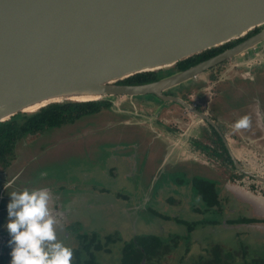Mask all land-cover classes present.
<instances>
[{"label": "water", "instance_id": "1", "mask_svg": "<svg viewBox=\"0 0 264 264\" xmlns=\"http://www.w3.org/2000/svg\"><path fill=\"white\" fill-rule=\"evenodd\" d=\"M263 25L264 0H0V121L52 102L118 94L155 93L198 112L161 91L255 47L264 27L152 83L118 81L173 67Z\"/></svg>", "mask_w": 264, "mask_h": 264}, {"label": "flooded vegetation", "instance_id": "2", "mask_svg": "<svg viewBox=\"0 0 264 264\" xmlns=\"http://www.w3.org/2000/svg\"><path fill=\"white\" fill-rule=\"evenodd\" d=\"M263 27L264 25L258 28L260 30ZM230 47H227L224 50ZM224 50L220 52H223ZM249 51L250 49L240 54H246ZM236 56L226 58L225 60L217 63L216 65L208 68L203 72L209 71L212 79H214L218 76V69L220 68V66L223 63L232 60ZM259 68L262 67H254V69H252V72L255 75V78L259 79L257 80L258 83H264V81L260 79V74H262L263 69ZM177 71L180 70H177L175 66H173L165 71L158 70L157 72L162 73L161 78H163ZM236 72V69H231L229 72V78H235V80L237 81ZM255 78H253V80H255ZM244 80L245 77L241 75L239 82H243ZM120 81H118V84L143 85L152 83L156 80L140 84L120 83ZM180 85L182 86L183 83ZM180 85L163 90L161 91V93L165 96L172 95L174 97L183 99L199 113L195 112L192 109H189L188 107H185L177 101L167 99L164 100L162 97L155 93L135 96L118 94L111 96L113 100L108 97L93 101L64 100L48 104H63L64 102H78L86 104L88 102H94L98 105V108L95 111L91 112L80 107H78V109H73L72 107H70V113L72 115H75L73 118H65L63 120H60L57 124L51 126L45 125L43 127L26 131L14 140L10 150L4 152L0 151V228H4V224L6 222L5 219L7 218V203L10 199L8 194L11 190H19L25 187L29 189L48 187L53 194V201L51 205L52 208L55 212L64 214L67 220L66 224H64L63 230L58 231V238L63 240L65 244L68 243L69 247L73 249L79 244H82V241H84L83 234L86 235V240L91 239L93 235L96 236L97 240H100L97 232L93 231L92 233H88L85 230H82V228L80 229V223L79 226L76 227L77 230H74L75 233L72 234L73 230L71 229V225H68L69 217L76 215L74 211H71L70 206L68 207L67 211H65L64 203L62 201H58L57 203L56 200H58V197L53 193L54 188H50L51 186H43L42 184L38 183H33L30 186L26 182L27 180H25V178H23V176L21 175V172H23L22 170H19L18 172L16 170L11 171L10 169V167L19 160L18 145L23 142L28 143L26 144L28 149V155L26 156V158L30 162H32L31 158H33V162H35V160L38 158L36 155L32 156V153L36 151L34 148L36 147L35 142H40L42 140L43 145L39 148V150L41 149L42 151H46L53 147V144L56 145L60 143L61 141H59V139L57 140V138L63 137L62 135L66 134V132L76 133L80 137H86L96 141V133L99 134L102 128H107V126H102V128L96 126L98 120L95 119V116L96 114L100 113L102 114L98 116V119L104 120L103 123H111L114 127H117L119 124H121L123 126H130L131 128L135 129L128 130L125 127L123 128L124 132H120V135L114 138L108 136L109 132L108 134L104 133L102 135L103 144L99 145L97 149V152H100V159H96L95 156H87L88 154L83 155L87 159L91 160L93 165L91 166V168L88 165H83L85 170L84 183L77 186V196H74L72 198L71 201L73 202H77L78 198H82L83 202L87 205V202H85V199L87 198V192H85L86 188L89 187L91 188V190L96 189L99 191H104L107 190V186H109V188L111 187L109 180L113 179L116 182L115 188H120L116 190H119L117 194L120 197L118 198L124 204L125 210H137L138 213L147 214V217L153 223L155 220L159 221L160 223V219H162L163 221H167L173 219L174 216L156 210L153 205L157 206L158 203L161 202L160 198H162V201L165 199L166 194L164 193V191L174 190L175 193L179 192L182 196H184V201L186 200L188 206L191 203V200L194 199H198V202L203 203L204 205L203 208H199L196 206L193 207V212L197 215V217H195L194 219H183V225L185 227L184 236L188 237L191 236L194 230L204 228V226L207 227L218 222L214 219H207L205 217V214L207 212L223 214L224 212L221 211V208L223 207L221 201L225 199H227L228 202L233 201V197L230 196L231 194L227 190V188H229L228 185H226L227 180L237 181L238 177H247L249 179L260 182L264 186V182L259 181L255 177L249 176L241 170L242 167L247 171L253 172L252 170L247 169V165L244 161H242L241 158H239V156H237L238 151L235 150L236 146H245L246 148H248L247 143L246 145H243V141H245V138L250 141L249 145L254 147L253 150H255L257 153L259 152L260 154V152L264 150V130L262 126H260V120H263L264 117L261 118L262 109L259 106L260 101H262L261 99H264V84H261L262 88L257 85L258 89L256 86L255 88H252L251 85V88H249L246 93H243L239 97L235 105H229L230 107H235L231 110L232 112L235 111V113H237L236 118H240L244 115H248L251 118V127L247 130H241L239 132H234L231 124H224L220 119V113L215 104V101L212 99L213 96L217 95L216 92L214 94H211L210 97L202 94L195 97L194 100L191 99V92L194 88L203 86V81L197 82L196 85H190V88H186V86L181 87ZM122 97H126V103H122V101L116 102L117 100H120L118 98ZM230 97L231 95L228 94L226 95L225 99H222L224 101H228ZM213 104H215L216 107ZM140 112H148L150 113L151 117H154L148 118L147 120L142 119L141 121H135L133 117H141ZM18 114L22 113H17L15 115ZM88 115H92L94 117L91 119L88 118L83 120V118ZM83 127H85V129L81 130V128ZM142 128L144 130H142ZM229 131L234 132L238 140L233 139L231 136H229ZM252 131L255 132V135L253 134V136H243L244 132L246 135H249V132L252 134ZM102 151H107L108 154L104 156ZM43 155L44 154L41 155V160L44 159ZM151 156H154V158H152ZM107 159L109 161L105 162V160ZM214 166H218L221 173H216L213 169ZM7 172H9V175L7 174ZM253 173L264 178V175H260L256 172ZM120 176L122 178L129 179L132 182L133 188H131V190L129 189L128 193L126 194L120 191L121 189L125 190V188L120 186L122 183L117 182ZM40 177L41 175H39V178ZM102 177L106 178L108 182L106 181L103 183H99L97 179ZM18 180L20 181V183L18 182ZM203 182L213 185V191L217 194L219 205H216L214 207L206 206L203 198L198 193V186ZM14 184H18V186L12 188ZM69 199L70 198H66L65 201H68ZM141 204L143 206H141L140 208L139 206ZM173 205L174 203L172 202L166 204V206ZM200 216H203L204 219H200ZM238 218L247 219L253 217L239 216ZM174 219L177 220V217H175ZM255 219L256 220H253V222L249 223L245 221L232 223V219L226 220L227 224H229L230 226V228L228 229H233L234 234L225 239V241H220L212 244L204 252L207 253L209 251H212V247H214L217 248L216 251L223 255V258L226 256V253L229 252H234L239 256V258H241V255L239 254L248 246V244L244 240L242 231L245 232L250 228H247V225L263 222L262 219ZM177 222L180 223L179 221ZM221 223H225V221H221ZM189 225L191 226V228L189 227ZM241 227L243 229H241ZM72 228H74V226ZM148 234L155 233H133L132 237L134 238L135 235L143 236ZM155 235H158L162 238H165L166 236L165 234ZM8 239L9 234L7 232L4 236V239L0 242V264H5L3 263V259L7 255L6 245ZM262 240L263 239H258L259 244L256 247H264V241ZM231 243H233V245H231ZM235 247H239L240 251L236 250ZM187 250L188 248L186 249V251ZM259 251H263V248H261ZM197 256H195V258ZM196 263L198 264L197 260Z\"/></svg>", "mask_w": 264, "mask_h": 264}, {"label": "rangeland", "instance_id": "3", "mask_svg": "<svg viewBox=\"0 0 264 264\" xmlns=\"http://www.w3.org/2000/svg\"><path fill=\"white\" fill-rule=\"evenodd\" d=\"M257 66H261L262 68L259 69H263L262 74H260V79L264 81V41L256 45L255 48L250 49L248 53L240 54L232 60L223 63L218 69L219 73L216 78L212 79L210 72L207 71L200 73L195 78L184 82L183 85L180 86L190 88V85H196L197 82L203 81L204 85L199 88H194L191 92L192 98L190 96L189 97L194 100L195 97L202 94L210 97L211 94L216 92L217 95L213 96L212 99L215 101L218 108L220 119L224 124H231L232 127V124L239 118H236L237 113H235V111L232 112L231 110L235 107H230L229 105H235L239 97L243 93H246L248 89L251 88V85L252 88H255L256 86L258 89V86L262 88L261 84H264L262 82L258 83L257 80L259 79H256L252 72V69ZM167 69L170 68L163 69V71ZM231 69H236V73L238 75H236L237 81L235 78H229V72ZM241 75L245 77L243 82H239ZM253 78H255V80H253ZM228 94L231 95L230 99L228 101H224L222 98L225 99ZM110 99L113 100L111 97ZM118 99L120 100H117L116 102L122 101V103H126L127 101L126 97ZM261 100L262 101H260L259 106L262 109L261 118H263L264 99ZM215 104L213 105L215 106ZM140 113L141 117H133L135 121H141L142 119L147 120L148 118L154 117H151L148 112ZM101 114L102 113L96 114L95 116V119L98 120L96 126L101 128L102 126H107V128H102L99 134L96 133V141L86 137H80L76 133L66 132V134L62 135L63 137L57 138V140L59 139V141H61L60 143L56 145L53 144V147L46 151H42L41 149L39 150V148L43 145L42 140L40 142H35L36 147L34 148L36 151L32 153V156L36 155L38 157L35 162H33V158H31L32 162L26 158L28 155L26 144L28 143L23 142L18 145L19 160L10 167L11 171L16 170L19 172V170H22L23 172H21V175L25 178V180H27L26 182L30 186L33 183H38L43 186H51L50 188H54L55 191L53 190V193L58 197V200H56L57 203L58 201H62L64 203L65 211H67L70 206L71 211H74L76 215L69 217L68 225H71V229L73 230L72 234H74L77 230L76 227L79 226V223L80 229L82 228V230H85L88 233H92L93 231L98 233V237L104 245L102 249L96 250V258L100 264H118L121 255L119 250L121 244L126 239L131 238L133 233L141 234L148 232L166 235L165 240L169 242L170 254L166 255L167 259L165 263L189 264L188 259L191 256H197L201 253L206 254L204 251L209 248V246L220 241H225V239L233 235V229H228L230 226L227 224L226 220L236 219L239 216L262 219L263 222H258L252 225L250 224L251 226L247 225V228H250L245 232L242 231V235H244L245 242L248 246H250V250L259 251L261 248L264 249V247H256L259 244L258 239H264V186L260 182L247 177H240L241 179L238 177L237 181H226V185L229 187L227 190L230 192V196L233 197V201L228 202L227 199L222 200L221 204L223 207L221 208V211L224 212L223 214L212 212H207L205 214L207 219H214L218 222L213 225L207 227L204 226V228L194 230L191 236L188 237L184 236L185 227L183 225V219H194L197 215L193 212V207L196 206L203 208L204 205L203 203L198 202V199H194L191 200V203L188 206L186 200L184 201V196H182L179 192L175 193L174 190L164 191L167 198L165 197L163 201L162 198H160L161 202H159L157 206L153 205V207L162 213L174 216V218L177 217V220L174 218L167 221L160 219V223L156 220L153 223L147 217V214L138 213L137 210H125L124 204L118 198L120 197L117 194L119 190H116L120 188H115L116 182L112 178V180H109L112 188L107 186V190L99 191L96 189L91 190L89 187L86 188L85 192H87V198L85 199V202H87V205L83 202L82 198H78L77 202L71 201L74 196H77V186L84 183L85 170L83 165H88L90 168L93 165L92 161L83 155L88 154L87 156H95L96 159H100V152H97V149L99 145L103 144L102 135L104 133L108 134L109 132L108 136L114 138L120 135V132H124L123 128L126 127L121 124L114 127L111 123H103L104 120L98 119V116ZM93 117L94 116L92 115H88L85 116L83 120L88 118L91 119ZM260 126H262L264 130V118L263 120H260ZM126 128L128 130L135 129L130 126ZM83 129H85V127L81 128V130ZM142 130L144 129L142 128ZM228 134L233 139L238 140L234 132L229 131ZM253 134L255 135L254 131H252V134L249 132V135H246L244 132L243 136H253ZM243 142V145H246L247 143L248 148L245 146L235 147V150L239 153V158L245 162L247 169L260 175H264V150H262L259 154V152L257 153L253 150L254 147L249 145L250 141L248 139L245 138V141ZM102 152L104 156L108 154L107 151ZM42 154H44L43 160H41ZM151 157L154 158V156ZM108 161V159L105 160V162ZM213 169L216 173H221L218 166H214ZM46 171L47 175L39 178L40 173ZM7 174L9 175V172H7ZM97 181L99 183L108 182V180L104 177L97 179ZM18 182L20 183L19 180ZM117 182L124 184L120 185L125 188V190H120L122 193L126 194L129 189L131 190V188H133L132 182L129 179H125L120 176ZM18 184H14L12 188H15ZM66 198L70 199L65 201ZM171 202L174 203L173 206H166V204ZM141 206L143 205L141 204L139 207L141 208ZM62 215L64 218V227L67 220L64 214ZM200 217L198 218L204 219L203 216ZM5 221L6 224L7 218ZM221 221H225V223H221ZM73 226L74 228H72ZM241 229L243 228L241 227ZM6 233L7 230L5 227L0 228V242L4 239ZM108 235L113 240L106 244L104 241H107L106 236ZM174 235L179 236L177 242H175L176 236ZM66 245L69 246L68 243ZM231 245H233V243H231ZM187 248L189 250L185 253ZM235 249L240 251L239 247H235Z\"/></svg>", "mask_w": 264, "mask_h": 264}, {"label": "trees", "instance_id": "4", "mask_svg": "<svg viewBox=\"0 0 264 264\" xmlns=\"http://www.w3.org/2000/svg\"><path fill=\"white\" fill-rule=\"evenodd\" d=\"M259 28L253 29L246 36L238 38L234 41L225 43L219 47H213L207 49L197 55L186 58L182 61H179L175 68L177 70L186 69L189 66H192L202 60H205L220 51L224 50L227 47H230L244 38L256 33ZM162 77V73L157 71H149L145 73H137L130 77L125 78L120 81V83L127 84H140L150 81L157 80ZM109 100V99H107ZM78 109V107L88 110L95 111L98 108V105L94 102L88 103H75V102H64L54 103L46 107H42L38 111L31 114H18L11 117L9 120L0 122V151L4 152L11 149V145L14 140L17 139L22 133L26 131L33 130L35 128L43 127L45 125H54L59 123L60 120L65 118H73L75 115L70 113L71 108ZM213 185L203 182L198 186V193L203 198L207 207H214L219 205L217 194L213 191ZM255 218H245V219H232L231 222H253ZM191 228V226L189 225ZM175 242L178 241L179 236L174 235ZM78 238V237H77ZM84 241L82 244H79L73 249L74 258L72 264H100L96 258V250L102 249L100 240L96 239V236L89 240H86V235L83 234ZM10 239V236H9ZM8 239V241H9ZM107 241L105 243L111 242L113 239L108 235L106 237ZM8 241L6 245L7 255L3 259V263L9 264L11 256L9 255L11 248L8 246ZM264 241V239L262 240ZM169 242L155 234L148 235H135L131 239H126L120 246V258L118 264H167L165 263L167 259V254L169 252ZM250 246H247L245 250H242L239 255L241 258L234 252L226 253V256L223 258V255L220 254L217 248L212 247V251L207 252L206 254H199L196 258L191 256L188 261L189 264H195L196 260L198 264H264V249L263 251L250 250ZM189 250V249H188ZM188 250L185 252L187 253ZM238 257H236V256ZM184 258V256H183Z\"/></svg>", "mask_w": 264, "mask_h": 264}, {"label": "clouds", "instance_id": "5", "mask_svg": "<svg viewBox=\"0 0 264 264\" xmlns=\"http://www.w3.org/2000/svg\"><path fill=\"white\" fill-rule=\"evenodd\" d=\"M251 127L244 115L232 124L234 132ZM40 175L46 176V172ZM7 187V185H6ZM8 196L7 223L10 239L9 264H72L73 248L58 238L63 230V215L52 208L53 194L48 187L13 190Z\"/></svg>", "mask_w": 264, "mask_h": 264}, {"label": "crops", "instance_id": "6", "mask_svg": "<svg viewBox=\"0 0 264 264\" xmlns=\"http://www.w3.org/2000/svg\"><path fill=\"white\" fill-rule=\"evenodd\" d=\"M239 155V153L237 152V156Z\"/></svg>", "mask_w": 264, "mask_h": 264}]
</instances>
